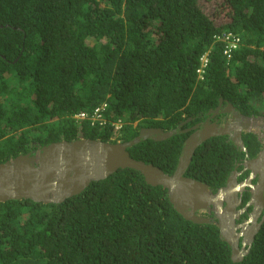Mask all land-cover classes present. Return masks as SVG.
<instances>
[{"label": "trees", "instance_id": "trees-1", "mask_svg": "<svg viewBox=\"0 0 264 264\" xmlns=\"http://www.w3.org/2000/svg\"><path fill=\"white\" fill-rule=\"evenodd\" d=\"M223 33L240 48L227 58L216 44L198 79L200 57ZM220 99L264 116V0H219L211 13L202 0H0V163L52 142L129 141L191 118L172 138L129 149L173 174L185 129ZM104 104L103 125L74 118ZM243 141L255 157L257 136ZM245 155L228 136L210 138L186 176L216 192ZM0 264H264V223L233 261L216 225L186 220L166 188L120 169L60 204L0 202Z\"/></svg>", "mask_w": 264, "mask_h": 264}, {"label": "water", "instance_id": "water-1", "mask_svg": "<svg viewBox=\"0 0 264 264\" xmlns=\"http://www.w3.org/2000/svg\"><path fill=\"white\" fill-rule=\"evenodd\" d=\"M223 103L224 100L220 99L217 109L210 111L214 114V121L207 120L203 127L197 124L185 129L190 135L173 174L164 172L152 163L133 158L129 149L146 140H168L179 133V129L191 118L181 123L178 129L170 131L142 128L138 136L129 141L110 142L89 138L62 140L20 154L0 163V202L25 199L60 204L80 195L93 182L105 180L120 169H132L139 172L149 185L166 188L169 200L186 220L216 225L221 239L232 249V260L241 261L249 253L255 235L264 223V216L260 222L257 221L264 208V143L255 158L244 162V170L251 171L245 180H237L241 172L236 168L227 184L213 192L208 184L186 176L196 149L210 138L228 136L247 153L243 135H256L251 129L252 121L260 117H245L228 102L223 109ZM223 115H230V118ZM246 188L250 189L251 194L247 206L253 205L254 208L245 221L237 223L236 219L246 210H236L242 202L240 195ZM209 210L215 213L214 219L204 214ZM242 236L246 237L244 245L247 243L250 247L240 248Z\"/></svg>", "mask_w": 264, "mask_h": 264}, {"label": "built area", "instance_id": "built-area-1", "mask_svg": "<svg viewBox=\"0 0 264 264\" xmlns=\"http://www.w3.org/2000/svg\"><path fill=\"white\" fill-rule=\"evenodd\" d=\"M218 43L223 44V54L230 58L233 51L240 48L241 40L238 36L233 33H223L222 35H217L214 37L213 44L209 50H207L201 57L199 61V66L196 71L198 79L203 80L206 76V71L210 62V54L214 49V46ZM106 104L95 108L92 112H81L74 116L78 121L88 120L91 124L95 125L99 123L103 125L106 122L104 110ZM122 126V122L118 121L114 123L115 131L119 130Z\"/></svg>", "mask_w": 264, "mask_h": 264}, {"label": "flooded vegetation", "instance_id": "flooded-vegetation-1", "mask_svg": "<svg viewBox=\"0 0 264 264\" xmlns=\"http://www.w3.org/2000/svg\"><path fill=\"white\" fill-rule=\"evenodd\" d=\"M219 106V105H218ZM217 106V107H218ZM216 108L214 109H211L210 111H215ZM227 107V104L226 103H223V109H225ZM208 112L200 121H198L196 124H194L193 126L197 125V124H201L202 127L203 125L205 124V122L207 120H210V121H214L215 118H213L212 116L214 114H211V112ZM222 117H229L230 118V115H223ZM192 126V127H193ZM242 151V150H241ZM246 153V152H245ZM256 157V156H255ZM255 157H251L249 156V153H248V149H247V153L245 155V159L238 163V165L236 166V168H238V171L241 172V175L237 177V180L238 181H242V180H245L246 178H248V176L250 175L251 171H249L248 169L244 170L245 169V165H244V162L248 159H253ZM240 168V169H239ZM235 171V170H234ZM233 173V172H232ZM232 175V174H231ZM230 175V176H231ZM230 176L228 177V180L230 178ZM227 180V182H228ZM253 182H256V180H254ZM248 196V197H247ZM250 189L249 188H246V190L244 191V193L242 195H240V197L242 198V202L240 205H238L236 207V210H240V209H243V208H246V210L240 215L239 219H236L237 223H241L243 221H245L248 217H249V214L253 211V205H250V206H247V203L249 202L250 200ZM206 216H208L209 218L211 219H214L216 217L215 213L213 212V210H209L208 212L204 213ZM264 216V208L262 209V213L260 214V216L258 217V222H260L262 220ZM257 235V234H256ZM255 235V237H256ZM246 240V237L242 236L240 238V248H248L250 247V245H248L247 243L244 245V241ZM255 240V239H254Z\"/></svg>", "mask_w": 264, "mask_h": 264}, {"label": "rangeland", "instance_id": "rangeland-1", "mask_svg": "<svg viewBox=\"0 0 264 264\" xmlns=\"http://www.w3.org/2000/svg\"><path fill=\"white\" fill-rule=\"evenodd\" d=\"M219 0H202V5L203 8L211 13L213 8H214V4H216ZM261 109H264L261 107ZM264 116L260 117V118H256L252 121V130L254 132H256V136L258 138V140L261 142V144L264 143ZM260 132L262 134V136H259Z\"/></svg>", "mask_w": 264, "mask_h": 264}]
</instances>
